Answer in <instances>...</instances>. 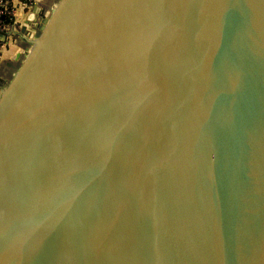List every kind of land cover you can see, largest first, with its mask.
<instances>
[{
    "label": "water",
    "instance_id": "95a60500",
    "mask_svg": "<svg viewBox=\"0 0 264 264\" xmlns=\"http://www.w3.org/2000/svg\"><path fill=\"white\" fill-rule=\"evenodd\" d=\"M36 18L0 87V264H264V0Z\"/></svg>",
    "mask_w": 264,
    "mask_h": 264
},
{
    "label": "built area",
    "instance_id": "2783aa9c",
    "mask_svg": "<svg viewBox=\"0 0 264 264\" xmlns=\"http://www.w3.org/2000/svg\"><path fill=\"white\" fill-rule=\"evenodd\" d=\"M34 3L35 0H0V60L9 58L10 61L11 53L26 52L24 49L15 50L13 44L23 34L21 9H29Z\"/></svg>",
    "mask_w": 264,
    "mask_h": 264
},
{
    "label": "crops",
    "instance_id": "0c3cea01",
    "mask_svg": "<svg viewBox=\"0 0 264 264\" xmlns=\"http://www.w3.org/2000/svg\"><path fill=\"white\" fill-rule=\"evenodd\" d=\"M56 2H57V0H36L35 3L33 4V6H31L29 9H27V8L21 9L20 16L22 19H24L22 29L25 27L26 24H27L26 26L29 27L30 23L34 24L37 22V18L35 20L29 19V16L31 15V13L43 14V15L48 16V14L49 15L51 14V10L53 9ZM44 11H46V12H44ZM29 29H32V31H33V28L30 27ZM21 36L19 37L20 39L17 38L18 40H16L15 43L13 44V47L15 48V50H21V49L25 48L24 42L26 40H25V38H23ZM11 56H13V53H11ZM8 59L9 58L0 60V67L4 64V62L9 63Z\"/></svg>",
    "mask_w": 264,
    "mask_h": 264
},
{
    "label": "rangeland",
    "instance_id": "374dc122",
    "mask_svg": "<svg viewBox=\"0 0 264 264\" xmlns=\"http://www.w3.org/2000/svg\"><path fill=\"white\" fill-rule=\"evenodd\" d=\"M58 1L59 0H57V2ZM57 2L55 4H57ZM52 11H53V9L51 10V13H52ZM44 12H46V11H44ZM50 15L48 14V16H46V15H44V16L49 17ZM45 23L46 22L44 21L43 25L38 30H36V34H35L36 36H38L40 34ZM24 44L26 46H29V47L32 45V43H28L27 40H26V43L24 42ZM27 52L28 51H26L23 54V56L21 57V59L19 61L15 62L14 65L12 64V66L11 65L9 66L7 62H4V64L0 67V87H5L13 79L14 75L17 73V71L21 67L25 57L27 56V54H28Z\"/></svg>",
    "mask_w": 264,
    "mask_h": 264
},
{
    "label": "flooded vegetation",
    "instance_id": "af4514ba",
    "mask_svg": "<svg viewBox=\"0 0 264 264\" xmlns=\"http://www.w3.org/2000/svg\"><path fill=\"white\" fill-rule=\"evenodd\" d=\"M25 42H26V41H25ZM26 47H27V46L25 45V48H24V50H26ZM14 64H15V63H13V65H14Z\"/></svg>",
    "mask_w": 264,
    "mask_h": 264
},
{
    "label": "bare ground",
    "instance_id": "6f19581e",
    "mask_svg": "<svg viewBox=\"0 0 264 264\" xmlns=\"http://www.w3.org/2000/svg\"><path fill=\"white\" fill-rule=\"evenodd\" d=\"M13 55H15V53H13Z\"/></svg>",
    "mask_w": 264,
    "mask_h": 264
}]
</instances>
